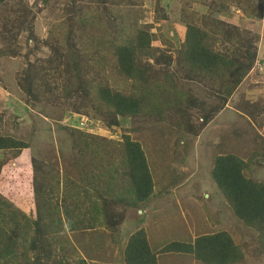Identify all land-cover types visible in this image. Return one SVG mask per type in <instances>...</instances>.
Returning <instances> with one entry per match:
<instances>
[{
  "label": "trees",
  "instance_id": "16d2710c",
  "mask_svg": "<svg viewBox=\"0 0 264 264\" xmlns=\"http://www.w3.org/2000/svg\"><path fill=\"white\" fill-rule=\"evenodd\" d=\"M6 1L1 0L0 7ZM163 1L168 5L171 2L157 0L156 10L163 9L161 18L168 13L167 5L162 6ZM22 2L24 9L0 11L2 68L11 58L20 56L17 52L20 49L14 47L20 32H26L27 39H34L31 11L25 0ZM142 4L143 0H77L66 5L61 20L51 25L50 31L57 32L58 36L64 33L62 39L56 40L58 45L67 48L64 58L55 65L50 58L34 64L22 57L26 66L21 68L17 78L26 95L25 112L30 106L32 115L25 116L21 126L37 127L38 120L42 124L50 120L56 126L70 106L69 100L81 93L82 98L78 97L81 103L72 104L73 110L92 120L103 121L105 127H117V118L142 115L146 119L156 117L158 122H168L187 136L198 135V129L224 108L250 75L256 60L258 35L221 16L233 9L249 19L264 20V0H189L184 3L185 9L180 6L181 16L177 21L184 25L180 32L178 63L186 60L192 69L215 81L217 87L212 89L217 90L214 93L217 92L220 99L218 106L185 92L174 81L173 73H168L167 64L164 69H156L151 63L143 62L145 57L152 56L154 49L150 26L139 22L142 15L138 21V18L121 14L123 8L128 10ZM109 57L116 72L131 80L130 92L113 90L99 79L97 69L108 63ZM169 58L163 59L165 63ZM183 73L187 80L184 68ZM93 76L100 81L94 89ZM199 77L195 75L188 80L197 81ZM251 94L246 93L251 97L247 102L254 105L251 100L257 97ZM191 109L201 112L202 123L198 128L191 122ZM261 114L256 109L249 112L253 119L254 115ZM261 120L264 122L263 116ZM8 125L14 131L20 123L11 116ZM63 130L67 134V145L61 148L57 159L47 163L31 156L27 158L29 145L24 138L29 137L0 134V152L14 156L3 159L0 155V264L10 263L7 257H17L25 264H63L64 257L58 261L55 258L52 240L67 237V234L76 239L81 224H86L90 230L94 228L99 236L107 237L108 233L113 236L120 232L126 212L138 210L153 194L152 171L144 148L136 139L124 134L121 141H116L75 127ZM243 155L248 156L247 161L235 153L215 156L210 171L215 187L211 183L205 193L210 198L209 204L216 200L222 202L218 194L222 195L234 216L256 233L257 249L264 253V178L254 181L245 176L250 161L258 153L244 149ZM156 157L161 161V157ZM168 159L164 153V163ZM12 161H17L15 167ZM198 186L199 183L196 191L200 192ZM5 187L8 192L4 191ZM60 193L62 197L58 200ZM194 195L199 197V193ZM80 196L82 202L78 200ZM202 201L207 203L206 199ZM208 203L205 205L209 206ZM15 216L18 221L9 226L5 219ZM31 224L35 227L34 235L26 231ZM20 245L24 246V252L20 251ZM61 245L63 243L59 242ZM178 252L192 254L204 264H239L244 257L241 247L226 230L197 236L191 244L174 243L160 251ZM34 255L36 258L32 261ZM82 264L85 263L82 261ZM124 264H158L145 230L136 229L128 237Z\"/></svg>",
  "mask_w": 264,
  "mask_h": 264
},
{
  "label": "rangeland",
  "instance_id": "374dc122",
  "mask_svg": "<svg viewBox=\"0 0 264 264\" xmlns=\"http://www.w3.org/2000/svg\"><path fill=\"white\" fill-rule=\"evenodd\" d=\"M71 1L76 2L77 0H25L31 11L29 17L34 25L32 33L34 39H27V33L20 32L14 46L16 49H20L17 50L20 56L11 58L3 68L0 66L2 72L0 74V134H11L12 137L16 135L19 138L29 137L24 138V141L29 145L28 152H26L27 158L29 159V156L39 158L45 160L46 163L49 160L57 159L60 156L61 148L67 145L65 141L67 134L64 130L61 131L63 128H80L99 137L116 141H121L122 136L127 134L142 144L149 169L152 171L154 188L153 194L141 204L138 210L126 212L125 221L121 224L120 232L117 234L109 236L110 234L106 230L108 236L102 237L97 234V230L94 228L87 229L84 223L85 226L80 225L81 232L77 234L79 236L76 239L71 234H67V237H61L56 241L52 240L53 250L57 255L56 260L64 257L63 264H82V261L85 264H124V251L128 237L136 229L141 228L146 232L149 248L155 254L158 264H204L196 260L192 254L160 253V251L174 243L191 244L197 236L220 230H226L234 243L241 247L244 257L239 264H264V253L257 249L255 243L256 233L243 226L234 216L221 194L218 195L222 202L216 200L209 204L210 198L205 193L207 189H210L211 183L214 186L210 171L215 156L219 154L235 153L247 161L248 156L243 155L244 149H248L250 153L257 152L258 155L250 161V168L244 174L247 178H253L254 181L264 178V122L261 120V117H264V113L261 114L264 112V20L249 19L238 10L233 9L221 16L225 21L242 28H250L253 33L258 35L256 60L250 75L236 89L224 108L216 113L201 130L198 129L196 137L183 134L168 122H158L156 117L146 119L142 115L117 118V127H105L106 124L103 121L92 120L73 110L72 104L79 105L81 103V93L75 94L69 100L70 106L61 118H57L56 126L50 120L43 124L38 120L37 127L29 124L21 126V121L26 119L25 116L32 115L30 106H28L30 110L25 112L26 108L23 104H25L26 95L19 87L20 81L17 78L21 68L26 66L23 58L34 64H39L40 60L50 58V61L55 65H58L59 60L64 58L67 48L61 47L56 42L58 38L62 39L64 33L58 36L57 32L51 33L50 31L61 20L66 5ZM170 1L169 5L166 1L162 3L163 7L167 5L168 11L163 18H161L162 7L158 11L156 10L157 0H143L142 6L137 5L128 10L123 8L121 14L123 16L130 15L131 19L138 18V21L142 15L139 22L150 26L151 46L154 49L152 56L145 57L144 63H151L156 69H164L167 64L168 73H173L174 81L185 92L201 101L218 106L220 99L216 95L217 92L214 93L217 90L212 89L217 87L215 81L210 80L205 74L199 73L198 70L192 69L186 60L185 63L179 64L180 61L178 63L177 52L181 49L180 32L184 24L178 22L177 19H180L181 16V7L185 9L184 3L189 0ZM6 3L9 4L6 5ZM10 8L24 9L22 0H7L0 7V11H15L4 10ZM186 9L188 12L189 9L187 7ZM194 10L196 11V8ZM156 19H159L160 22L156 23ZM79 31L80 29L77 30V34ZM167 57L170 58L165 63L166 60L163 59ZM183 68L187 71V80L184 78ZM97 72L99 79L111 89L123 93L130 92L131 80L116 72L110 57L109 62L98 68ZM195 75H200L197 81L188 80ZM99 79L93 76V89L99 85ZM246 93H252L251 95L257 97V99L251 100L255 102L254 105L247 102L251 97H248ZM67 104L68 101L64 106ZM254 109L261 114L254 115L255 119L249 115V112ZM200 113L194 109L190 111L191 122L197 128L202 123ZM11 116L15 118L17 124L20 123V126L14 131L8 125ZM185 118L188 117L185 116ZM47 123L49 125H46ZM230 145L231 148H229ZM164 153L169 157L165 163L163 161ZM0 155L4 156V158L1 157L3 159L14 157L9 152H0ZM156 155L162 158H160L161 161L157 159ZM2 162L5 163V161ZM16 162L12 161L13 167L16 166ZM198 183L200 192L196 191ZM4 191L8 192L6 187ZM194 193H199V197ZM61 197L60 193L58 200ZM203 199H206L209 206L205 205L207 203H203ZM78 200L82 202L81 196ZM22 211H24L23 208ZM5 220L10 226L13 222L18 221V217L15 216L13 219L8 217ZM2 225L5 227L4 223ZM34 228V225L31 224L26 228V231L34 235L32 233ZM59 242L63 245L59 246ZM19 249L24 252L23 245H20ZM36 253L37 251H35ZM7 258L11 259L8 264H25L20 262L17 257ZM35 258L34 255L32 261ZM27 264L30 263L27 262ZM53 264H57V262Z\"/></svg>",
  "mask_w": 264,
  "mask_h": 264
}]
</instances>
